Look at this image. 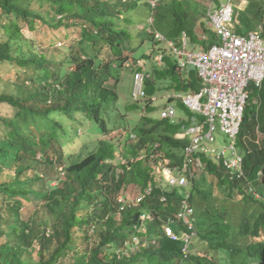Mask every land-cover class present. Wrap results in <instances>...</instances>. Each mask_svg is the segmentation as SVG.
Listing matches in <instances>:
<instances>
[{
	"label": "trees",
	"instance_id": "obj_1",
	"mask_svg": "<svg viewBox=\"0 0 264 264\" xmlns=\"http://www.w3.org/2000/svg\"><path fill=\"white\" fill-rule=\"evenodd\" d=\"M160 3L153 17L158 29L167 27L168 37L186 31L204 47L218 41L206 21L200 26L208 40L197 39L187 15H178L181 0L170 1L174 23L164 20L170 11ZM137 5L133 0H0V264H264V203L250 192L264 183V139L257 143L251 133L255 128L264 136V80L248 87L236 142L243 175L205 153L193 156L201 162L195 174L227 187L226 197L205 190L203 174L199 184L190 178L187 192L170 187L158 171L160 164L175 169L183 164L189 139L177 134L187 119L178 118L177 109L169 119L160 118L163 106L158 117L142 114L119 150L101 139L83 157L65 154L73 133L107 135L117 124L116 89L129 60L123 43L131 39L122 24ZM234 11L237 33L264 27V5L257 0ZM72 32L76 37L67 42ZM60 40L65 43L57 46ZM158 46L166 65L146 81L148 97L142 99L151 113L154 79L170 78L165 86L170 91L201 86L194 68L179 70L164 45ZM110 79L114 84H107ZM169 102L184 108L178 100ZM53 166L63 177L49 186L44 174ZM131 185L138 187L133 197L125 192ZM123 191L133 200L144 197L120 210L117 198ZM185 192L192 218L177 219ZM41 210L50 216L49 225L34 220ZM166 223L177 239L165 235ZM193 231L185 248L182 234Z\"/></svg>",
	"mask_w": 264,
	"mask_h": 264
},
{
	"label": "built area",
	"instance_id": "obj_2",
	"mask_svg": "<svg viewBox=\"0 0 264 264\" xmlns=\"http://www.w3.org/2000/svg\"><path fill=\"white\" fill-rule=\"evenodd\" d=\"M156 3L157 0L150 1L153 8ZM206 20L207 26L218 38L216 43L208 47L202 45L191 48L189 36L185 31L182 32L179 44L169 43L170 51L179 58L180 67L189 65L194 68L201 82L198 90L168 96L177 98L188 111V118L181 123L177 137L189 139L183 151L182 167L175 169L162 164L158 167L170 187H186L189 184L188 179L194 176L193 168L201 166L199 158L193 157L198 152L222 161L225 170L237 174L238 177L244 173L243 158L237 152L236 142L249 97L248 87L250 84L260 86L264 80V27L259 25L247 33H237L233 27L232 0L220 3L218 7H210ZM203 39L206 37L203 36ZM145 77L147 75L141 72L134 74V99L145 95ZM174 115L176 110L171 105L160 111V118L169 119ZM217 131L222 133L226 140L215 148L212 145L217 140ZM150 191L151 188H148L145 194ZM250 191L258 196L252 189ZM185 193L183 206L175 214L177 219L192 218L193 208L187 202L188 193ZM143 197L144 195H140L133 200L126 193H121L117 198L120 210L135 206ZM141 219H144V215ZM169 223L163 227L165 235L177 239ZM193 235L194 231L182 234L185 248ZM136 241L138 242V239Z\"/></svg>",
	"mask_w": 264,
	"mask_h": 264
},
{
	"label": "rangeland",
	"instance_id": "obj_3",
	"mask_svg": "<svg viewBox=\"0 0 264 264\" xmlns=\"http://www.w3.org/2000/svg\"><path fill=\"white\" fill-rule=\"evenodd\" d=\"M137 1L139 5L135 6L133 9H131L130 13H125L126 17H129L130 20L127 23L122 24V28L129 31V34L131 36V39L129 41H125L123 43V50L124 55H127L129 57V60L125 63V67L121 71V80L117 85V94H118V100L116 103V108L113 111V113L118 116V120L116 126L114 124H111L112 132L107 135H101L97 132H90L88 131L86 134L81 133L77 131L76 135L73 133L72 139L74 140L71 145L66 146L65 154L66 156L72 155L73 157H83L84 155H87L90 153L94 148H96V145L99 140L106 139L114 143L115 147H118L122 145V143L125 141V135L134 131H130L131 129L138 127L140 125V116L143 114L145 116H151V117H158L159 109L166 103V94L173 92L174 94L177 93V91L173 90L170 91L165 88V85L162 83L165 81L166 85L170 84V78H165L161 81L153 80L152 84L154 85V95L155 99L152 102V105L154 107V111L151 113L149 110L145 109L146 102L144 100L140 101H133L131 98V90H132V77H133V70H134V64L136 63L137 59H144L145 63V69L149 70V73L153 76L154 70H160L162 67V64L157 63L155 56L157 55L156 52H158V43L148 37L147 29L152 28L154 30V27H156V21H154V24H148L147 20L150 17L151 10L148 6L145 5V2L147 0H133ZM170 1L171 0H160L161 6L165 10H168L170 12H165V19L166 22L174 23L173 17H174V11L170 7ZM261 5H264V0H257ZM219 3H224L226 0H218ZM249 0H232V4L234 6V10L238 8L239 10L245 9L246 6H248ZM167 4V5H166ZM215 4H217L216 0H181L180 3V10L181 13L178 15L184 16L187 15L186 20L190 21L189 25H191L194 28L195 35L198 36L203 33L202 28L200 26L201 21H206V16L208 10L215 7ZM212 5V6H210ZM194 7V8H193ZM172 12V13H171ZM156 13V10H155ZM235 13V11H234ZM173 14V15H172ZM198 14V15H197ZM153 16V15H152ZM172 17V18H171ZM235 21V19H234ZM235 25V23H233ZM152 26V27H151ZM158 28V27H157ZM166 29L160 30L166 35ZM207 35V34H206ZM76 37V32H72L70 37L67 39V42L71 40L72 38ZM65 43V41L60 40L57 41V46L60 44ZM155 47V48H154ZM51 49V48H50ZM156 49V51H155ZM155 68V69H154ZM133 69V70H132ZM1 70V68H0ZM172 83V82H171ZM108 85L114 84V80L110 79L107 82ZM168 87V86H167ZM165 88V89H164ZM167 90V92H165ZM176 106V104L174 103ZM178 118L181 119H187L188 118V111L185 108H179L176 106ZM112 120H114V116L112 117ZM254 140L259 143L261 140L264 139V136L258 132L257 129H253L251 131ZM135 134V133H132ZM215 136L217 138L216 142L212 145L213 147L217 148L220 146L226 138L222 135L220 132H216ZM255 136V137H254ZM249 137V136H248ZM220 140V141H219ZM129 142H132L133 139H129ZM119 150V149H118ZM56 170V167L48 168L45 171L44 174V180L49 182V186H54L56 184V181L58 178H62V170ZM193 172L195 174V169H193ZM4 173L6 174L7 171L5 170ZM201 174L196 171V174L194 175V179L196 180L197 184H199V181L201 179ZM207 176V174H203V176ZM208 180H206L203 184L205 185V190L211 191L214 189V192L216 196L218 197H226L228 194L226 191H228L224 186H216L215 180L211 183L209 180L210 177H208ZM190 180V179H188ZM264 181V180H263ZM190 183V182H189ZM264 184L262 181L259 184L258 187L255 186V189L258 193L263 192L264 193ZM191 184H188L186 187V191L189 192ZM41 187V185H39ZM130 189V190H128ZM138 191V187L131 185L128 186L125 190L128 194L130 193V196L133 197L136 195V192ZM124 192V191H123ZM124 192V193H125ZM187 194V193H185ZM217 199H221L218 198ZM239 195L237 194L236 190L233 191V199H239ZM264 197V195L262 196ZM30 208L29 210H33L32 204L28 206ZM27 213V210H26ZM143 218V214H141L140 218ZM34 220L37 223L47 222V225L50 224V216L48 215L46 210L38 211L35 216H33ZM141 225V224H140ZM139 225V226H140ZM145 230V228H143ZM138 239L136 236L133 237L134 242H137ZM139 240V239H138ZM156 239L151 238L150 242L155 241ZM149 242V241H148ZM146 244V242H145ZM134 246L131 247V251H133ZM124 252V251H123ZM123 254H126L125 252Z\"/></svg>",
	"mask_w": 264,
	"mask_h": 264
},
{
	"label": "clouds",
	"instance_id": "obj_4",
	"mask_svg": "<svg viewBox=\"0 0 264 264\" xmlns=\"http://www.w3.org/2000/svg\"><path fill=\"white\" fill-rule=\"evenodd\" d=\"M151 1V0H150ZM158 1L159 0H157V3H156V6H157V4H158ZM219 5H220V3H219ZM155 6V7H156ZM211 6V5H210ZM215 6H216V4H215ZM155 7L153 8L152 6H151V4L149 5V9L151 10V14H150V17L148 18V20H147V22H148V24H151V25H153L154 24V17L152 16L153 15V9H155ZM234 19H235V13H234ZM206 24H207V20H206ZM152 27V26H151ZM233 27H234V25H233ZM210 28V27H209ZM211 29V28H210ZM183 32V31H182ZM182 32L180 33V35L177 37V38H170V37H168L167 35H165L162 31H160V29H158L157 27H154V30H152V28H150V29H147V33L149 34L148 36L150 37V38H152V39H154L156 42H158V43H161V44H163L164 45V49L166 50V54H170L173 58H174V60H175V62H176V64H177V68L179 69V70H181V71H183L184 69L183 68H181L180 67V65H179V58H176L173 54H172V52L170 51V49H169V43H176V44H179L180 43V37H181V35H182ZM186 32V31H185ZM188 34V33H187ZM157 35H160L161 37H158ZM188 36H189V34H188ZM203 36H205L206 37V39H203ZM197 39H199V41L200 42H203V41H207L208 40V36L203 32L201 35H198V37H197ZM202 46V44H200V43H194L192 40H191V38H190V36H189V47H191V48H196V47H201ZM156 56H155V59H156V61H157V63H161L162 64V67L163 66H165L166 65V62L164 63V61H163V53H158V52H156ZM145 61H144V59H142V60H140V59H137V61H136V63L134 64V70H133V77H132V90H131V98H132V100L133 101H137V100H142L143 98H147L148 97V95H147V91H146V81L148 80V79H150L151 78V74L149 73V70H147V69H145ZM189 66V65H188ZM188 66H186V67H188ZM161 67V68H162ZM186 67H184V68H186ZM155 69V68H154ZM136 72H141V73H143L144 75H147V77H145V82H144V84H143V89H144V92H145V95L143 96V97H140V98H138V99H134L133 98V96H132V91H133V88H134V74L136 73ZM165 86H168V85H166L164 82H162ZM165 92H167V90L165 91ZM177 93H179V92H177ZM171 94H174L173 92H170V93H167L165 96H166V99H167V101H166V103L163 105V108L165 109L166 107H168L169 105H171V106H173L174 108H175V105L173 104V103H170L169 102V99L170 98H172L173 100H178L177 98H173L172 96L171 97H168L169 95H171ZM156 97H155V95H153L152 96V102H153V100L155 99ZM179 101V100H178ZM180 102V101H179ZM181 103V102H180ZM175 110H176V108H175ZM160 113V112H159ZM244 114V113H243ZM243 119V118H242ZM131 137L132 138H136V136H135V134H133V135H131ZM238 138V137H237ZM242 156V155H241ZM243 158V157H242ZM259 186V183H258V185H256V187H258ZM187 187V186H186ZM185 187V188H186ZM250 189H252V191H255L257 194H258V196H256L254 193V195L257 197V198H259V199H261V201L264 203V197H262L263 195H264V193L263 192H257L256 190H254L255 189V186H252ZM251 192V191H250ZM252 193V192H251Z\"/></svg>",
	"mask_w": 264,
	"mask_h": 264
},
{
	"label": "crops",
	"instance_id": "obj_5",
	"mask_svg": "<svg viewBox=\"0 0 264 264\" xmlns=\"http://www.w3.org/2000/svg\"><path fill=\"white\" fill-rule=\"evenodd\" d=\"M198 15V14H197ZM195 28V27H194ZM200 35V34H199ZM145 67V66H144ZM191 66H188V67H186V68H183L186 72H188V68H190ZM185 108V107H184ZM186 109V108H185ZM220 141V140H219Z\"/></svg>",
	"mask_w": 264,
	"mask_h": 264
}]
</instances>
